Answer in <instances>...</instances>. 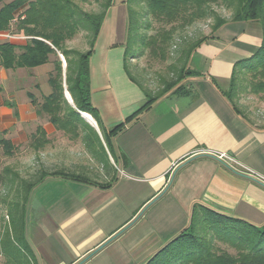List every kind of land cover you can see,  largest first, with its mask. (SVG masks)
Segmentation results:
<instances>
[{"label": "crops", "instance_id": "crops-1", "mask_svg": "<svg viewBox=\"0 0 264 264\" xmlns=\"http://www.w3.org/2000/svg\"><path fill=\"white\" fill-rule=\"evenodd\" d=\"M109 9L90 57L91 101L106 129L146 101L125 68L126 7L117 11L118 25L109 19ZM215 35L192 55L190 65L202 77L191 90L139 112L111 137L110 150L88 113L91 120L81 115L91 127L79 125L76 145L72 134L38 112L32 99L51 92L50 62L0 66V166L5 162V172L10 163L30 167L26 177L10 169L13 176L6 178L10 187L20 184L13 188L15 198L32 200L29 238L18 230L30 259L26 264H143L186 228L196 202L264 224V124L252 123L245 112L238 116L221 94L234 62L260 46L262 32L253 23L228 22ZM88 132L95 142L85 141ZM27 182L33 185L23 192ZM10 187L6 195L12 194ZM3 246L0 240V264H23Z\"/></svg>", "mask_w": 264, "mask_h": 264}, {"label": "trees", "instance_id": "trees-1", "mask_svg": "<svg viewBox=\"0 0 264 264\" xmlns=\"http://www.w3.org/2000/svg\"><path fill=\"white\" fill-rule=\"evenodd\" d=\"M129 1H126L125 54L131 48L130 38L134 34L139 40L141 49L139 53L143 54L145 49L149 57L165 62L171 58L170 47L176 33L182 28L212 17L216 19V23L210 33L179 44L176 57L168 65L172 71L168 69L161 87L154 93L148 90L125 65L129 77L142 88L146 101L123 123L106 129L102 125L98 108L91 101L90 57L113 0H104L105 8L99 13L83 11L75 0H0V34L13 36L0 38V66L17 69L36 67L48 62L52 64L48 79L50 94L42 96L40 101L35 99L32 101L38 112L44 113L56 127L65 133L74 132L75 135H79L81 123L91 127L81 117V112L88 113L99 126L108 149H112L111 137L121 131L124 124L139 112L156 101L174 94H185L191 90L192 82L202 77L190 65L192 55L203 43L214 39L217 30L228 22L255 24L262 32V40L260 46L250 56L234 62L229 89L221 91V94L232 110L241 117V111L235 105L232 94L237 93V79L249 73L251 77L248 80L249 90L254 95L258 94L259 98L263 97L264 0H223L225 5L233 9L228 20L218 18L212 8V5L219 4V0H141L145 7V12L141 14L129 7ZM21 8V12H17ZM138 15L143 18L148 16L156 22L152 33L138 32ZM150 25L148 21L144 28ZM80 28L86 29L91 35L90 48L85 52L64 46L65 40L72 38ZM58 51L66 61L64 82L74 107L64 95L63 71ZM211 81L215 84L213 78ZM238 87L241 88L240 85ZM50 174L86 181L84 177L69 172L53 171ZM32 185L33 183L27 182L23 189L29 191ZM199 227L204 232L203 235L196 233ZM217 242L223 243L224 247ZM143 264H264V224L256 226L196 202L192 205L188 226L160 247Z\"/></svg>", "mask_w": 264, "mask_h": 264}, {"label": "rangeland", "instance_id": "rangeland-1", "mask_svg": "<svg viewBox=\"0 0 264 264\" xmlns=\"http://www.w3.org/2000/svg\"><path fill=\"white\" fill-rule=\"evenodd\" d=\"M129 0H113L112 5L110 6L109 12L110 15L108 16L110 20H113V25H118V22H116L117 11L120 10V6L123 4L126 7V25H127V2ZM76 3H78L79 7L86 12L89 13H99L102 11L105 7H103L104 0H75ZM226 3L223 2V0H219L218 5H212V8L215 10L216 15L218 18L222 19H230L232 16V7H229V5H225ZM129 7L134 10V12L141 14L145 12L144 4L141 3V0H130L129 1ZM21 9H18L17 12H21ZM108 12V13H109ZM138 32H146L148 34L153 32L154 26H156V22L149 18L148 16L142 17L138 15ZM148 21L151 23L150 27L144 28V26L148 23ZM216 23V19L214 17L206 19V20H199L194 22L191 25L185 26L181 29L180 32L176 33V37L173 41L172 46L170 47L171 58L168 59L165 62H159V60L151 58L147 54V50L144 49L143 54L140 52V45L139 40H137V37H134V34H132V37L130 38V44L131 48L127 51L125 55V65L129 69V71L139 80L142 81L143 85L150 90L151 92H156V90L161 87L163 77L166 76V73L168 71V65L173 62V58L176 57L177 52L179 50V44L183 42H189L192 41L202 35H206L210 33L211 29L213 28V25ZM1 37V35H0ZM181 37V38H180ZM127 40V32L125 37V42ZM90 41H91V35L90 33L83 28H80L77 30V32L73 35L72 38L66 39L64 42V46L66 48L79 51V52H85L90 48ZM58 57L61 60L62 64V75H63V87H64V95L66 98H68L70 101L72 100L68 91L66 90V84L64 82L65 77V68H66V61L64 56L58 51ZM177 65L179 66V63L177 62ZM171 72L172 69H169ZM249 73L245 74L244 76L237 79V93L232 94V98L235 102V105L238 107V109L241 112H245L247 117L252 121V123L257 124H264V100L259 101V95H254L249 90V79H250ZM196 80V79H195ZM195 82V81H193ZM192 82V83H193ZM240 83V84H239ZM230 85V84H229ZM229 85L226 86V83L222 84L221 87L223 90H228ZM238 85L241 86L238 87ZM199 94V93H198ZM264 98V95L263 97ZM83 117V115H81ZM88 120H91L88 118ZM80 132V131H79ZM85 141L87 143H93L94 135L92 133H86ZM75 133L72 132V140L70 142L72 144L78 145L80 143V140H78L77 137L74 136ZM64 142L69 141L66 139H63ZM78 150L75 151V155L73 157H77ZM72 157V158H73ZM5 165V162H3L0 166V176H2V179L5 178V180H2L0 183V240H2L3 243V249L10 254L12 257H16V261L18 263L26 264L27 260L29 259V255H26L24 253L26 251L25 245L22 243L21 238L19 237L18 230L19 228H23L24 230V238H29L30 235V228L34 224L33 223V215L30 214V211L28 212L27 207H29L31 199L25 202L22 198H15L13 188L17 185H20L19 183L16 184L14 182L12 184V187L9 186L8 181L6 178H9L13 176L11 173H13V170H19L20 174L23 177H26L30 175V167H19L16 169L14 165L11 163L6 167L9 170L11 169V173L3 171V166ZM5 169V168H4ZM15 179V178H14ZM18 179V177H17ZM16 180V179H15ZM6 183H5V182ZM8 187L12 188V194L6 195L5 190L8 189ZM23 192L24 189H23ZM25 195V194H24ZM24 205V206H23ZM26 208V213L24 214V210ZM53 221H56V218L53 219ZM188 226V225H187ZM186 226V227H187ZM178 235L182 230H176ZM196 233L203 235L204 232L201 230V228L196 229ZM169 235V234H168ZM172 236L170 239L174 238ZM208 236V235H207ZM219 243V242H217ZM220 246L224 247L223 243H219ZM226 247V246H225Z\"/></svg>", "mask_w": 264, "mask_h": 264}, {"label": "built area", "instance_id": "built-area-1", "mask_svg": "<svg viewBox=\"0 0 264 264\" xmlns=\"http://www.w3.org/2000/svg\"><path fill=\"white\" fill-rule=\"evenodd\" d=\"M3 35H5V37H9V36H11V35H8V34H3ZM11 37H13V36H11ZM219 157H220V158L224 157V154L221 153V154L219 155Z\"/></svg>", "mask_w": 264, "mask_h": 264}, {"label": "bare ground", "instance_id": "bare-ground-1", "mask_svg": "<svg viewBox=\"0 0 264 264\" xmlns=\"http://www.w3.org/2000/svg\"><path fill=\"white\" fill-rule=\"evenodd\" d=\"M84 116H86V118H89V119H91V117L88 115V114H84Z\"/></svg>", "mask_w": 264, "mask_h": 264}, {"label": "water", "instance_id": "water-1", "mask_svg": "<svg viewBox=\"0 0 264 264\" xmlns=\"http://www.w3.org/2000/svg\"><path fill=\"white\" fill-rule=\"evenodd\" d=\"M83 115L85 114V112H81ZM87 114V113H86Z\"/></svg>", "mask_w": 264, "mask_h": 264}]
</instances>
